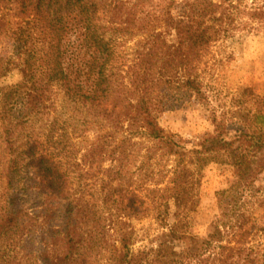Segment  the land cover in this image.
Wrapping results in <instances>:
<instances>
[{
  "label": "trees",
  "instance_id": "1",
  "mask_svg": "<svg viewBox=\"0 0 264 264\" xmlns=\"http://www.w3.org/2000/svg\"><path fill=\"white\" fill-rule=\"evenodd\" d=\"M249 22L264 23V3L0 0V39L10 44L0 76L20 75L0 87V243H13L1 264H25L27 252L38 264H86L89 252L106 264H264V94L238 87L230 108L210 112L212 131L193 141L158 122L210 105L203 59L239 42ZM71 103L88 116L84 133L94 131L79 158L58 125ZM44 120L42 143L17 146L19 129ZM159 157L176 163L156 179ZM210 165L228 173L227 187L200 236L197 189ZM186 171L193 183L181 179Z\"/></svg>",
  "mask_w": 264,
  "mask_h": 264
},
{
  "label": "rangeland",
  "instance_id": "2",
  "mask_svg": "<svg viewBox=\"0 0 264 264\" xmlns=\"http://www.w3.org/2000/svg\"><path fill=\"white\" fill-rule=\"evenodd\" d=\"M180 1V0H177ZM258 3H264V0H257ZM246 5H250L247 2ZM246 23V20H242ZM245 30L238 33L239 42H226L225 44H216L211 47L209 54L203 59L201 68L204 69L203 80L208 90L210 105L208 107L201 106L198 102L188 104L180 109L166 111L158 116V122L161 128L166 132L178 134L185 141H193L201 137L204 133L212 131V126L208 120V116L212 109L217 113L227 110L232 105V99L237 96V88H250L255 94H264V23L257 24L249 22ZM132 47V43L129 48ZM10 53V44L4 39H0V57H7ZM20 80V75L16 71H12L6 76H0V87L14 85ZM209 87V88H208ZM175 107V106H171ZM58 125L60 129H65L66 138L70 151H80L86 144L82 143L84 139L91 141L94 137V131L84 133L81 122L84 117H88L82 107L75 104L67 105L63 110H58ZM44 121H33L24 128L18 130L17 143L23 148L25 143L39 139L41 143L45 137ZM60 133H63L61 130ZM81 137V138H79ZM6 161V152L2 148L0 138V175ZM140 159H135L131 170L129 171L133 177L134 185H138L143 175V163ZM187 162V159L185 160ZM175 158L159 157L156 159L154 172L156 179L162 178L159 171H167L174 168ZM187 164V163H186ZM172 168V169H171ZM82 175H84L82 173ZM172 175L166 174L163 178L164 183L171 179ZM181 179L186 182L193 183L195 177L192 173L184 172ZM228 173H222L218 167L210 165L207 167L199 179L198 194L200 198L199 208L195 215V233L200 236L206 235L208 227L216 214L218 193L227 187ZM1 185V181H0ZM87 190V189H84ZM148 222V221H147ZM146 222V223H147ZM144 223V224H146ZM144 242L136 243L134 249H138ZM13 243L10 237L0 243V264L11 256L13 251ZM14 253V252H13ZM34 254L27 252L24 258L25 264H38L33 258ZM106 256V254H105ZM86 264H106L104 259L89 252L85 257Z\"/></svg>",
  "mask_w": 264,
  "mask_h": 264
}]
</instances>
